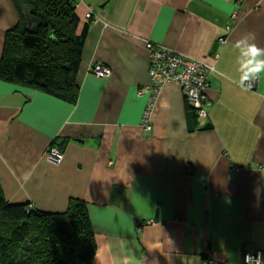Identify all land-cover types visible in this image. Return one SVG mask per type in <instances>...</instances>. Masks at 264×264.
<instances>
[{"label": "crops", "instance_id": "1", "mask_svg": "<svg viewBox=\"0 0 264 264\" xmlns=\"http://www.w3.org/2000/svg\"><path fill=\"white\" fill-rule=\"evenodd\" d=\"M76 13L77 31L89 27L75 103L0 81L7 201L64 212L82 200L96 242L90 264H244L245 251L264 253V72L242 89L234 47L252 33L264 48V0H79ZM17 22L13 0H0V57ZM145 40L214 65L199 119L210 128L189 127L171 83L144 129ZM95 63L110 74L94 75ZM54 144L59 164L45 156Z\"/></svg>", "mask_w": 264, "mask_h": 264}, {"label": "trees", "instance_id": "2", "mask_svg": "<svg viewBox=\"0 0 264 264\" xmlns=\"http://www.w3.org/2000/svg\"><path fill=\"white\" fill-rule=\"evenodd\" d=\"M13 2L18 22L4 36L0 81L75 103L76 75L89 27L88 21L77 31L79 0ZM185 106L189 127H211L199 124L196 110L188 102ZM95 250L82 200L71 199L64 212H44L30 203L8 202L0 181V264H90Z\"/></svg>", "mask_w": 264, "mask_h": 264}, {"label": "built area", "instance_id": "3", "mask_svg": "<svg viewBox=\"0 0 264 264\" xmlns=\"http://www.w3.org/2000/svg\"><path fill=\"white\" fill-rule=\"evenodd\" d=\"M90 16L91 12H87L85 15L86 18ZM220 42H224V39H220ZM143 44L148 57L149 80L147 84L137 90V94L146 96V104L141 118L144 129L149 130L151 128L150 115L158 93L163 87L171 83H176L181 87L188 104L196 110L199 118L204 117L206 111L203 102L205 100V92L210 85L209 77L215 72L214 65L206 60L169 50L149 40L143 41ZM90 71L98 77H105L110 74L108 67L98 63L92 64ZM247 83L245 81V84ZM45 156L50 163L59 164L63 159V152L57 146L51 145L47 149ZM249 253L255 257L257 253H262V250L245 251L243 254L244 264L245 256ZM204 263L225 264L211 257L206 258Z\"/></svg>", "mask_w": 264, "mask_h": 264}, {"label": "clouds", "instance_id": "4", "mask_svg": "<svg viewBox=\"0 0 264 264\" xmlns=\"http://www.w3.org/2000/svg\"><path fill=\"white\" fill-rule=\"evenodd\" d=\"M234 47L240 50V72L241 76L238 85L248 90L252 88L258 80L259 74L264 72V48L255 43V36L252 33L242 35L235 41ZM245 81L248 83L245 84ZM31 177L30 173L24 175L27 181ZM245 264H264V253H257L255 257L251 254L245 256Z\"/></svg>", "mask_w": 264, "mask_h": 264}, {"label": "water", "instance_id": "5", "mask_svg": "<svg viewBox=\"0 0 264 264\" xmlns=\"http://www.w3.org/2000/svg\"><path fill=\"white\" fill-rule=\"evenodd\" d=\"M25 249H29V246L24 247Z\"/></svg>", "mask_w": 264, "mask_h": 264}]
</instances>
